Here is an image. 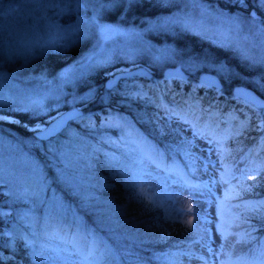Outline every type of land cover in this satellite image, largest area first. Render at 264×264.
Masks as SVG:
<instances>
[{
  "label": "rangeland",
  "instance_id": "1",
  "mask_svg": "<svg viewBox=\"0 0 264 264\" xmlns=\"http://www.w3.org/2000/svg\"><path fill=\"white\" fill-rule=\"evenodd\" d=\"M1 5L7 8V5ZM32 14L24 18L23 22L18 18L17 24L0 16V56L27 55L35 47L49 45L58 39L72 40L85 36L86 44L51 76L36 72L19 75L3 63V58L0 59V103L39 107L46 100L57 101L65 95L70 106L81 109V105L75 103L81 92L77 93L72 84L78 75L88 71L95 62L116 59L118 63L117 58L144 55L162 64V70L167 65L179 64L186 75L164 76V86L159 96L162 105L151 108L149 114L160 132H168L169 137L174 138L172 142L180 159L176 158L169 166H164L163 155L157 157L154 147L146 146L147 152L141 144L130 145L129 150L143 153L139 161L130 166L128 173L129 178L134 176L135 188L132 192L143 193V200L150 207H160L166 219H180L179 222L188 223L191 227L196 223L200 226L202 235L173 252L170 257L172 264H264V234L261 242L253 245L250 261L246 259L247 251L234 258L230 256L231 244L242 236L232 228V224H236L234 217L241 209L257 210L262 204V200L236 199V195L240 192V186L257 181L264 172L262 160H254L252 155L264 147V119H255L250 126H246L247 120H243L239 125L240 134L242 132V136L252 140L250 152L236 156L230 140H237L239 133L232 138L230 126H217L218 120L212 123L210 117L202 119L199 113L192 114L195 104L189 103L182 108L177 101L169 102L167 94L168 87L178 90L173 86L174 77L187 79L191 76L195 81L192 85L195 93L199 72L214 71L221 78L222 72L227 74L228 67L200 56L181 54L172 44L152 41L145 35L148 25L175 21L189 23L208 35L230 41L248 60L257 62L264 71V23L257 13L245 15L212 0H186L179 8L151 18L144 25H136L101 19L93 5L78 0L77 11L67 21L51 14L44 15L43 12L32 11ZM137 64H144L152 70L149 64L142 61L119 63L107 71V77L116 70L128 69ZM132 78H122L111 87L105 86L112 90L119 84L122 90H127L136 85L135 81H131ZM255 80L264 86V75L260 80L257 75ZM188 98L189 95L183 97V101ZM61 110L49 114L46 119ZM214 112L217 113L215 109ZM217 115L219 119L223 117L220 113ZM0 117H4L0 119V180L7 189L5 199L0 197V201L11 207V216L6 217L5 224L8 240L12 241L18 236L23 240L20 244L25 246L27 254L31 258L41 259L44 264H108L100 255L86 251L82 238L87 235L84 234L81 216L75 213L74 204V209L66 204L56 192L50 177L46 176V170L49 173L52 171L62 178L64 186L74 184L78 190H82L80 195L83 192L85 195L91 194V188L84 181V166H87L82 148L86 143L84 137L78 134L75 127L66 126L54 135L40 138L33 131L44 126L46 119L31 123L24 121L23 124L33 134L22 135L5 123L16 121L18 117L2 111ZM44 144L50 146L42 151L44 155L39 156V161L33 151L37 154L35 149L38 146L43 148ZM56 182L61 186L60 181ZM181 211L183 214L177 215ZM71 219L72 224L75 221V227L71 231L64 228L68 232L67 236L57 231V223L66 226L63 220ZM67 240L71 243H67ZM9 254L0 249L1 257Z\"/></svg>",
  "mask_w": 264,
  "mask_h": 264
},
{
  "label": "trees",
  "instance_id": "2",
  "mask_svg": "<svg viewBox=\"0 0 264 264\" xmlns=\"http://www.w3.org/2000/svg\"><path fill=\"white\" fill-rule=\"evenodd\" d=\"M185 1L83 0L96 8L101 19L136 25H144L151 18L177 9ZM212 1L245 15L256 12L264 23V0ZM0 3L7 5L8 8L5 9L0 4V16L12 20L15 24L18 18L23 22L24 18L33 16L32 11L43 12L44 15L51 14L62 21H67L73 18L78 8V0H0ZM32 7L34 9H31ZM145 35L152 41L172 44L181 54L200 56L214 63L221 62L228 67L227 74L221 73V87L196 82L195 93L192 91L195 81L191 76L187 79L174 77L173 86L178 90L174 91L167 86L169 102L177 101L182 108L190 105L189 103L195 104L192 114L199 113L202 119L210 117L212 123L218 120L217 126H230L232 138L234 134L239 133L237 140H233L234 138L230 140L236 156L250 152L252 138L242 136V132L240 134L238 131L241 128L239 125L243 120H247L246 126H250L255 119H264V108L235 95L233 86L243 83L264 96V86H260L255 80L257 75L259 80L263 78L264 71L260 65L248 60L230 41L208 35L189 23L175 21L169 24L148 25ZM86 41L85 36L72 40L58 39L49 45L35 47L27 55L3 54L0 59L3 58V63L19 75L36 72L51 76L73 53H79ZM137 57L117 58L118 63L116 59L95 62L88 71L78 75L72 84L77 93L81 92L75 103L81 105L82 112L72 118L67 127H75L78 134L84 137L83 141H86L82 147L84 161L87 162V166L86 164L84 166V181L91 188V194L85 195L83 192L80 195L82 190H78L74 184L64 186L62 178L52 171L49 173L46 170V176L50 177L56 192L62 196L66 204L72 209L75 208V213L81 216L84 234L87 235L82 238L86 251L100 255L108 264H172L170 259L172 253L198 239L202 235V230L197 223L191 227L188 223L179 222L180 219H166L160 207H150L141 195L132 192L133 187L135 188L134 176L131 175L130 179L128 173L130 166L138 162L143 153L129 150L130 145L137 143L145 148L154 147L157 157L163 155L164 166H169L176 158L180 159V154L172 142L174 138L169 137L168 132H160L149 114L151 108L162 105L159 101L160 89L164 86L162 64L153 62L144 55ZM136 61L146 62L152 68L150 75L132 78L131 81H135L137 88L122 90V86L116 84L110 90L105 86V79L108 76L106 73L109 69L119 63L128 64ZM187 95L189 98L184 102L183 97ZM68 106L70 102L62 95L57 101L46 100L39 107L0 103V111L18 117L16 121L5 122L13 127L16 133L32 136V130L23 124L24 121L29 123L37 119L44 121L49 114ZM218 113L222 114L221 119ZM229 113L234 116H230ZM102 125L105 127L102 128ZM49 146L45 144L43 148L38 146L35 149L37 154L32 150L33 155L40 161L39 156L44 155L42 151ZM252 155L254 160L259 159L264 163V147L259 153ZM40 164L42 165V162ZM56 181H60L61 186L57 185ZM239 191L236 199L262 200L257 210L241 209L234 217L236 224H232L233 230L242 236L231 244L230 256L234 258L247 251L246 259L250 261L253 245L260 243L264 234V172L257 181L240 186ZM6 195L7 189L0 180V197L5 199ZM10 213L11 207L0 201V249L10 253L6 257L0 255V264H44L41 259L31 258L27 254L25 246L20 244L23 240L18 236L12 241L8 240L5 224L6 217L11 216ZM72 222V219L63 220L67 227L60 226L59 223L55 227L58 232L67 236L68 232H65L67 230L64 228L73 230L75 221L73 224ZM90 240H93V243H90ZM69 242L67 240V243Z\"/></svg>",
  "mask_w": 264,
  "mask_h": 264
},
{
  "label": "water",
  "instance_id": "3",
  "mask_svg": "<svg viewBox=\"0 0 264 264\" xmlns=\"http://www.w3.org/2000/svg\"><path fill=\"white\" fill-rule=\"evenodd\" d=\"M163 75H179L185 76L186 72L180 67L179 64L167 65L162 70ZM150 75L151 71L144 64H137L128 69H119L114 71L111 76L105 79V85L111 87L117 80L127 77H134L137 75ZM199 83H204L206 85H214L216 87L222 86V80L220 76L210 70H202L198 74ZM233 92L235 95L241 96L257 106H264V96L261 95L254 88L245 85L243 83H238L233 86ZM82 110L77 106H68L63 108L53 117L49 118L44 126L35 129L33 132L36 136L40 138H46L55 133L61 131L67 126L70 119L77 117Z\"/></svg>",
  "mask_w": 264,
  "mask_h": 264
},
{
  "label": "snow or ice",
  "instance_id": "4",
  "mask_svg": "<svg viewBox=\"0 0 264 264\" xmlns=\"http://www.w3.org/2000/svg\"><path fill=\"white\" fill-rule=\"evenodd\" d=\"M0 119H4V117H0ZM138 195H143V193H138ZM189 211H192L191 209H189ZM182 211L178 212L177 215H182ZM189 223H191V221H189Z\"/></svg>",
  "mask_w": 264,
  "mask_h": 264
}]
</instances>
